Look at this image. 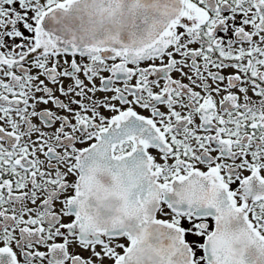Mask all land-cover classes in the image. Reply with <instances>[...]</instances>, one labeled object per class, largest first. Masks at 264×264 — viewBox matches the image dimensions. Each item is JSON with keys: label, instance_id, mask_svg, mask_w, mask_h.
Listing matches in <instances>:
<instances>
[{"label": "snow or ice", "instance_id": "snow-or-ice-1", "mask_svg": "<svg viewBox=\"0 0 264 264\" xmlns=\"http://www.w3.org/2000/svg\"><path fill=\"white\" fill-rule=\"evenodd\" d=\"M0 264H264V0H0Z\"/></svg>", "mask_w": 264, "mask_h": 264}]
</instances>
